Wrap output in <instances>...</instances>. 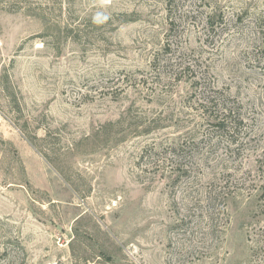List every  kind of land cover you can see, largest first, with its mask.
Instances as JSON below:
<instances>
[{
	"label": "rangeland",
	"instance_id": "1",
	"mask_svg": "<svg viewBox=\"0 0 264 264\" xmlns=\"http://www.w3.org/2000/svg\"><path fill=\"white\" fill-rule=\"evenodd\" d=\"M0 264H264V0H0Z\"/></svg>",
	"mask_w": 264,
	"mask_h": 264
},
{
	"label": "trees",
	"instance_id": "2",
	"mask_svg": "<svg viewBox=\"0 0 264 264\" xmlns=\"http://www.w3.org/2000/svg\"><path fill=\"white\" fill-rule=\"evenodd\" d=\"M221 124V126L223 125V123H220Z\"/></svg>",
	"mask_w": 264,
	"mask_h": 264
}]
</instances>
